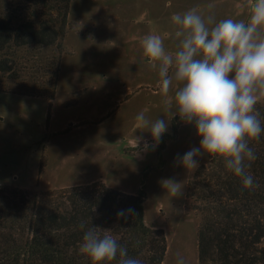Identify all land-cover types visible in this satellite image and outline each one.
<instances>
[{"label": "rangeland", "instance_id": "rangeland-1", "mask_svg": "<svg viewBox=\"0 0 264 264\" xmlns=\"http://www.w3.org/2000/svg\"><path fill=\"white\" fill-rule=\"evenodd\" d=\"M209 4L214 5L211 10ZM193 7L217 21L247 13L246 0L73 1L56 99L49 104L0 93V185L38 194L93 183L125 194L144 191L146 224L167 236L164 264L181 259L199 264L202 216L191 207L188 182L215 156L196 157L194 170L176 163L178 155L200 145L194 123L183 124L162 162L158 145L151 147V133L135 119L140 112L150 121L164 119L165 133H170L172 120L179 117L173 116L174 105L166 110L158 72L143 57L141 40L157 33L165 37L166 49L174 51L178 41L171 38V15ZM136 136L142 139L135 151ZM164 179L181 183V194L167 192Z\"/></svg>", "mask_w": 264, "mask_h": 264}, {"label": "trees", "instance_id": "trees-1", "mask_svg": "<svg viewBox=\"0 0 264 264\" xmlns=\"http://www.w3.org/2000/svg\"><path fill=\"white\" fill-rule=\"evenodd\" d=\"M4 1L0 0V93L52 104L68 55L65 41L75 0H15L8 6ZM257 109L264 123V103ZM183 124L175 117L171 132L162 135L157 146L162 162ZM249 146L256 155L246 161L251 187L216 156L188 182L191 207L202 216L199 264H264V133ZM145 203L144 191L125 194L97 183L44 194L0 185V264H91L79 247L92 225L110 230L129 257L143 264H164L167 236L146 224ZM120 212L125 215L118 217Z\"/></svg>", "mask_w": 264, "mask_h": 264}, {"label": "clouds", "instance_id": "clouds-1", "mask_svg": "<svg viewBox=\"0 0 264 264\" xmlns=\"http://www.w3.org/2000/svg\"><path fill=\"white\" fill-rule=\"evenodd\" d=\"M211 10L214 5L209 4ZM244 18L216 20L197 7L171 15L178 41L176 49L165 47V37L157 33L141 40L143 57L158 72L161 95L166 110L175 106L185 124H193L200 137L199 147H193L175 162L186 170L198 167L196 157L204 154L221 158L226 169L241 177L245 187H251L252 177L246 172L256 159L250 142L259 141L264 123L257 109L264 103V0H246ZM171 94V95H170ZM140 129L151 133L155 147L168 129L164 119L150 121L144 112L135 117ZM135 137V151L141 146ZM145 150L149 147L144 141ZM162 187L173 197L181 194L182 184L164 179ZM131 212L132 210H128ZM125 215L118 213V217ZM80 227H85L81 223ZM79 252L91 264H143L128 256L125 246L118 243L110 230L93 226L82 237ZM178 264H184L181 259Z\"/></svg>", "mask_w": 264, "mask_h": 264}, {"label": "crops", "instance_id": "crops-1", "mask_svg": "<svg viewBox=\"0 0 264 264\" xmlns=\"http://www.w3.org/2000/svg\"><path fill=\"white\" fill-rule=\"evenodd\" d=\"M91 37H88V39H90ZM70 129H68V131H69ZM67 131V130H66ZM71 132V131H70Z\"/></svg>", "mask_w": 264, "mask_h": 264}]
</instances>
